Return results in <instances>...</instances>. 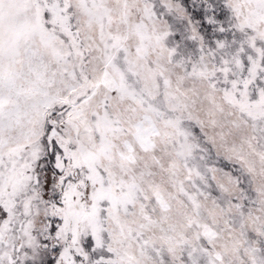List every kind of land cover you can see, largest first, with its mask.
<instances>
[{
  "label": "snow or ice",
  "instance_id": "snow-or-ice-1",
  "mask_svg": "<svg viewBox=\"0 0 264 264\" xmlns=\"http://www.w3.org/2000/svg\"><path fill=\"white\" fill-rule=\"evenodd\" d=\"M0 264H264V0H0Z\"/></svg>",
  "mask_w": 264,
  "mask_h": 264
}]
</instances>
